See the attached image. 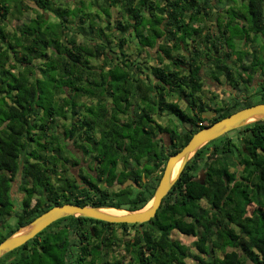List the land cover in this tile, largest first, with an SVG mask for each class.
Returning a JSON list of instances; mask_svg holds the SVG:
<instances>
[{
    "label": "trees",
    "instance_id": "obj_1",
    "mask_svg": "<svg viewBox=\"0 0 264 264\" xmlns=\"http://www.w3.org/2000/svg\"><path fill=\"white\" fill-rule=\"evenodd\" d=\"M217 1L107 0L119 18L96 37L95 27L89 24V31L74 14L72 1L0 0L1 227L8 217L16 219L0 242L54 205L143 208L168 156L206 126L203 113L212 108L202 101L203 59L211 61L214 79L237 88L249 69L246 81L256 86L253 74L264 73V0H239L231 10ZM29 11L34 17L25 15L21 26L7 29ZM50 18L54 23L48 24ZM234 29L251 50L235 53L224 41ZM138 58L145 68L134 62ZM233 58L237 63L230 67L226 59ZM213 95L216 115L209 124L253 105H229ZM241 130L244 149L238 146L237 153L227 134L199 148L149 221L128 225L66 216L2 255L0 264H109L95 259L96 249L91 259H66L69 242L100 234L94 226L84 230L83 222L140 227L138 264H264V120ZM66 143L98 165L95 175L83 177L81 192L77 179L84 175L70 172L79 159L71 161ZM240 167L252 173L250 183L235 180ZM172 232L192 237L194 253Z\"/></svg>",
    "mask_w": 264,
    "mask_h": 264
},
{
    "label": "flooded vegetation",
    "instance_id": "obj_2",
    "mask_svg": "<svg viewBox=\"0 0 264 264\" xmlns=\"http://www.w3.org/2000/svg\"><path fill=\"white\" fill-rule=\"evenodd\" d=\"M250 70L248 69L247 72H242L243 79L239 82V85L237 88H233L225 82L224 79H214L212 77V74H205L203 75L202 69L200 73V77L202 81H204L203 86V94H202V101L205 102V104L208 103V108H212L211 110L207 109V111H204L203 115L206 117V120L203 121V125H209L210 120L216 115L214 108L212 105H215L216 99H214V95H218L217 99L221 101L222 103H229V105H234L236 102H243L245 100H249V98L252 95H259L262 96L261 86L264 81V73L257 71L252 76V83L256 86L252 87V84H249L246 81L247 76L250 75ZM221 77V76H220ZM212 92V93H211ZM264 92V91H263ZM202 93V92H201ZM200 93V94H201ZM206 93V94H205ZM233 99V100H232ZM207 102V103H206ZM228 105V104H227ZM193 113V112H192ZM240 134V133H239ZM241 135H238V140L234 139V146L233 149L237 153L238 146L240 148L243 146V142L241 141ZM244 149V146H243ZM74 150H77L74 144L72 143V149L70 151L72 152L74 159H79L78 165H71L70 168H73V170L70 169V172L72 174H75L81 171V173L84 171L87 172V174H90V176L95 175V170L97 171V164L92 166L91 161V155H84L79 153V156L75 154ZM78 152V150H77ZM236 156V154H234ZM82 157V159L80 158ZM237 160V158H235ZM73 161V160H72ZM75 163V161H73ZM91 164V165H90ZM79 167V168H78ZM77 170V172H76ZM84 175V174H83ZM252 173L246 172L243 173L242 168L240 167L235 176V180L243 181V183L248 184L250 183L252 179ZM203 178H206L205 174H201ZM84 176H82V179L78 177L77 181V191L79 192L85 190L83 189V186L86 185L85 180L83 179ZM201 177V178H202ZM89 177H87L88 179ZM199 178V177H198ZM204 181V180H203ZM119 190L120 186L116 183L115 184ZM100 188V186H99ZM113 190V188H112ZM116 190V193L118 192ZM75 191V190H73ZM86 191H91L86 189ZM92 193V191H91ZM115 193V194H116ZM254 205L250 204L248 205L249 209H253ZM105 222V221H104ZM85 225L84 230H89L90 232H93V226L97 228V232L100 233L99 235L92 234V237H85V235H81L80 237L76 238V241H71L68 243L67 249V255L66 259H76V258H85V259H91L93 257L92 249H96L98 254L95 259H106L109 262V264H138L136 258V250H135V235L137 231L140 229L138 226H127V227H106L101 224H92L90 222H83ZM128 224V223H126ZM139 224V223H135ZM131 225V224H128ZM47 228V227H46ZM81 228V229H82ZM114 228V229H112ZM82 230V232L85 233V231ZM113 232V234H111ZM103 233V235H101ZM109 233V234H108ZM145 241V240H143ZM146 242H143L141 244V247L145 249ZM79 249H85V252H82ZM79 250V251H78Z\"/></svg>",
    "mask_w": 264,
    "mask_h": 264
},
{
    "label": "water",
    "instance_id": "obj_3",
    "mask_svg": "<svg viewBox=\"0 0 264 264\" xmlns=\"http://www.w3.org/2000/svg\"><path fill=\"white\" fill-rule=\"evenodd\" d=\"M258 120H264V103H257L241 108L193 133L186 144L176 151V153L168 156L162 175L154 190L153 196L149 201L151 202V205L148 209L140 211L145 206L136 211L123 209L127 213L118 216L99 211V209L105 206L77 205L72 203L54 205L3 239L0 242V258L5 253L32 239L53 222L66 216H81L109 223L135 224L149 221L155 216L163 197L169 192L174 182L178 179L187 161L199 148L206 143L223 136L231 130L238 129ZM180 160V167L177 169L174 177H172L174 165L176 161ZM24 227H29L30 229H27V231L22 234L16 235L17 232Z\"/></svg>",
    "mask_w": 264,
    "mask_h": 264
},
{
    "label": "rangeland",
    "instance_id": "obj_4",
    "mask_svg": "<svg viewBox=\"0 0 264 264\" xmlns=\"http://www.w3.org/2000/svg\"><path fill=\"white\" fill-rule=\"evenodd\" d=\"M66 1H72L71 2V6L73 7V5L76 3V5L78 6L77 8L74 9V14L77 16H81L83 17L85 20L83 22V24L85 26H87V29L90 31V27H89V24H92L95 29L93 30L92 34L95 35L96 37H102L103 34L105 33V31L103 30V25H106V23L110 20L112 22H115L117 21V18H119V14L116 13V9L114 8H111V6L108 5V2L107 0H66ZM217 5H228V7L230 6V10L231 9H234L236 6L239 5V0H218L217 1ZM34 6V5H33ZM37 11V10H36ZM25 15H28V17H34L35 15V12L34 11H29L28 14H24L23 17L19 18L16 20V18H13L11 21H10V24L8 25V30H13L14 28V25H17V26H21L23 22H25ZM216 15V14H215ZM48 16V15H47ZM205 14H202L199 19L201 18H204ZM110 18V19H109ZM225 17L223 18V22H225ZM54 23L53 19L50 18L49 20V23ZM211 23L212 21L210 20L208 22L207 25H210L211 26ZM52 27V26H51ZM75 29V28H74ZM115 36L118 35V32H114ZM240 33L239 32H236V30H232L230 34H228V36H226V38H223L225 42H227L229 44L230 47L233 48V50H235L234 52L236 53L237 51L239 52H245L247 50V48L249 47V49L251 50L250 48V44H247L245 45V49H244V45H243V42L241 41H237V39L239 38L240 39ZM202 41H203V35H202ZM79 40H82L84 39V36L83 35H79L78 37ZM221 40H223L222 38H220ZM224 42V43H225ZM222 43V42H221ZM260 41H257V44H259ZM259 46H262L261 44ZM245 50V51H244ZM49 51V49H48ZM173 49L170 48L169 49V52L168 54L171 55ZM205 54H207L209 56V58L211 57V52H206L205 51H202V53L200 55H203L205 56ZM137 58V56H136ZM236 58H233V59H226L227 62L226 64L229 65L230 67L233 66L235 63H237V60H234ZM232 61V62H231ZM134 62L138 63L139 65H141L142 67L145 68V64L143 62L142 59L138 58V60H134ZM210 64V65H209ZM240 62L235 65V67H239L240 66ZM203 68L202 69V73L204 75L205 74H209V70L212 69V66H211V61H209L208 59H203ZM209 69V70H208ZM145 71H147L145 69ZM206 94V93H205ZM233 100V99H232ZM261 100V96L259 95H252L250 98H249V102H251L252 104H257L259 103V101ZM207 111V110H206ZM165 116V120L163 119V121H160L161 123H166L167 119H170L171 118V114H168V115H163ZM253 123V122H252ZM251 124V123H249ZM249 124H246V125H249ZM245 125V126H246ZM245 126H242L240 128H238V130H231L227 133V135L231 138V139H236L238 138V135L239 133L242 131L241 129ZM225 135V134H224ZM67 144V147L69 149H72V143H66ZM75 153H78L77 150H74ZM69 156V158L71 159V161H76V159H74V156L73 155H67ZM238 155H236L235 157H237ZM71 170H73V168H70ZM81 174H84L88 177H90V174H87V172L84 171L81 173ZM16 183H17V180H15ZM16 183H14V188H16ZM118 187L117 186H114L113 187V190L116 191L118 190L117 189ZM17 189V188H16ZM18 197V195H16V198ZM249 209V208H248ZM251 209H249V211H251ZM16 222V219L12 216L8 217L5 224L3 225V227H1V224H0V236H5V234H7L10 230L9 229H14L15 227L14 226V223ZM173 238H176L178 239L183 245L184 243H188L190 242V240L192 241L193 238L192 237H184V236H181V235H178L176 232L173 233ZM1 239V238H0ZM5 239V238H4ZM190 249V248H189ZM190 251L192 253H194V250L192 248V250L190 249ZM73 261H75V259H72ZM188 263L191 262V260H187Z\"/></svg>",
    "mask_w": 264,
    "mask_h": 264
},
{
    "label": "bare ground",
    "instance_id": "obj_5",
    "mask_svg": "<svg viewBox=\"0 0 264 264\" xmlns=\"http://www.w3.org/2000/svg\"><path fill=\"white\" fill-rule=\"evenodd\" d=\"M248 121H249V120H248ZM180 164H181V160H180V161H176V163H175V165H174L173 172H172V177H174V175H175L177 169L180 167ZM150 205H151V202L147 203V204L145 205V207H144L142 210H140V211H144V210L148 209V208L150 207ZM99 211H101V212H103V213H106V214H110V215H118V216H120V215H124V214L127 213V212H126L125 210H123V209H116V208H113V207H103V208L99 209ZM140 211H139V212H140ZM27 229H30V228H29V227H24V228L20 229V230L17 232L16 235H19V234L24 233L25 231H27Z\"/></svg>",
    "mask_w": 264,
    "mask_h": 264
},
{
    "label": "crops",
    "instance_id": "obj_6",
    "mask_svg": "<svg viewBox=\"0 0 264 264\" xmlns=\"http://www.w3.org/2000/svg\"><path fill=\"white\" fill-rule=\"evenodd\" d=\"M17 188V189H16ZM16 188H14V190H15V192L18 194V186H16ZM19 195V194H18ZM173 233L174 232H172V234H171V237L173 238ZM174 239H176V238H174ZM193 241V240H192ZM192 241L190 240V242H188V243H184V245L186 246V247H188V248H190L191 250H192ZM182 244V243H181ZM193 263V261L191 260V262L190 263H188V261H187V264H192Z\"/></svg>",
    "mask_w": 264,
    "mask_h": 264
},
{
    "label": "clouds",
    "instance_id": "obj_7",
    "mask_svg": "<svg viewBox=\"0 0 264 264\" xmlns=\"http://www.w3.org/2000/svg\"><path fill=\"white\" fill-rule=\"evenodd\" d=\"M235 130H238V129H235ZM227 134V133H226ZM109 207V206H108ZM111 207V206H110Z\"/></svg>",
    "mask_w": 264,
    "mask_h": 264
}]
</instances>
